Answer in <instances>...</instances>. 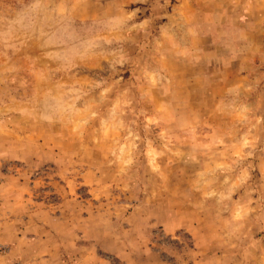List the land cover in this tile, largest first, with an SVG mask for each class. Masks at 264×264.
<instances>
[{
	"label": "rangeland",
	"instance_id": "374dc122",
	"mask_svg": "<svg viewBox=\"0 0 264 264\" xmlns=\"http://www.w3.org/2000/svg\"><path fill=\"white\" fill-rule=\"evenodd\" d=\"M0 264H264V0H0Z\"/></svg>",
	"mask_w": 264,
	"mask_h": 264
}]
</instances>
